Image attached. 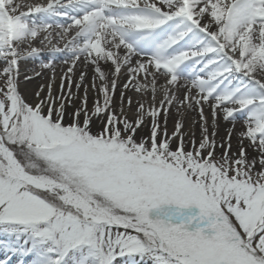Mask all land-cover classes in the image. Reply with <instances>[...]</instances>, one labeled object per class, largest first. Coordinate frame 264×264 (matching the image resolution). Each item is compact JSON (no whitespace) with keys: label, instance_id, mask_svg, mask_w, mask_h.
<instances>
[{"label":"snow or ice","instance_id":"obj_1","mask_svg":"<svg viewBox=\"0 0 264 264\" xmlns=\"http://www.w3.org/2000/svg\"><path fill=\"white\" fill-rule=\"evenodd\" d=\"M22 7L0 0V264H264V0Z\"/></svg>","mask_w":264,"mask_h":264},{"label":"bare ground","instance_id":"obj_2","mask_svg":"<svg viewBox=\"0 0 264 264\" xmlns=\"http://www.w3.org/2000/svg\"><path fill=\"white\" fill-rule=\"evenodd\" d=\"M17 3H20L22 5H24V7H22L20 10L21 11H27V5L31 4V5H35L37 3L40 4H46L47 0H16ZM66 2V0H65ZM30 19H35L37 22H40L44 19V17L40 14H35L33 16H30ZM59 22H65L66 18H62V17H57L56 18ZM50 31L54 34L53 35V40L52 43L56 44L59 47H63L64 44V40H58L55 38V33H58L61 31V29L57 28V27H53L52 29H50ZM38 47L42 48V56L45 60H52L53 63L55 64V69H56V73L59 74L56 82H55V88L58 90L59 89V80H60V76L62 75V70L64 68H66V65L63 64V59L64 56L63 55H56V56H52L50 53V48L51 45L45 46L43 44L41 45H37ZM57 62L59 64H57ZM3 65H0V68H2ZM24 68V65H21V69ZM48 75H50V73H45V77L43 79L40 78H35L32 79L28 82H22L20 85V90L21 92H24L26 97L28 99H31V95L30 93H32L33 91H35L38 87L44 86L48 83ZM20 79L23 81L24 77L23 75H21ZM207 111V109H206ZM210 118V115H209ZM191 119L193 121L198 120L199 117L195 114L192 113L191 115ZM172 124L171 122H169V130H171ZM230 128V125L221 121L220 123V128H219V135L220 137H224L226 130ZM243 128V117L238 116L237 121H236V125H235V132L238 134ZM197 135H199V126L197 125ZM232 142L233 145L235 146L236 143V136L234 135L232 138ZM11 238L4 236V235H0V255L3 254V245L5 243H7ZM31 258H25V264H29Z\"/></svg>","mask_w":264,"mask_h":264}]
</instances>
